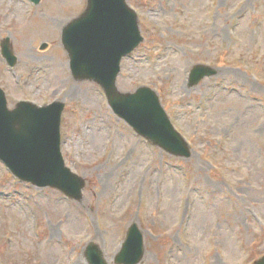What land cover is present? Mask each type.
<instances>
[{
	"label": "rangeland",
	"instance_id": "rangeland-1",
	"mask_svg": "<svg viewBox=\"0 0 264 264\" xmlns=\"http://www.w3.org/2000/svg\"><path fill=\"white\" fill-rule=\"evenodd\" d=\"M128 3L143 41L123 58L117 86L155 90L191 155L152 146L97 82L71 76L60 34L86 0H0V45L10 37L19 59L11 69L0 52L8 104L63 102L62 154L86 181L75 201L16 179L0 161V264H91V246L116 264L132 223L145 235L139 264L264 256V0ZM199 64L219 74L191 88Z\"/></svg>",
	"mask_w": 264,
	"mask_h": 264
},
{
	"label": "water",
	"instance_id": "water-1",
	"mask_svg": "<svg viewBox=\"0 0 264 264\" xmlns=\"http://www.w3.org/2000/svg\"><path fill=\"white\" fill-rule=\"evenodd\" d=\"M32 2L39 4L41 0ZM142 41L138 16L126 0H88L87 10L69 23L63 34L76 79L95 80L105 89L115 113L137 134L175 156L188 158L191 149L174 129L155 91L142 87L135 93L122 94L116 87L122 58ZM2 55L11 67L16 64L10 38L2 43ZM216 73L198 65L191 71L189 85L194 87ZM63 108L60 102L45 107L22 102L10 110L0 88V160L20 180L59 189L80 201L86 182L66 167L61 153ZM94 247L89 249L92 264H107L102 252ZM144 252V235L134 223L116 263L138 264ZM255 264H264V257Z\"/></svg>",
	"mask_w": 264,
	"mask_h": 264
},
{
	"label": "bare ground",
	"instance_id": "bare-ground-1",
	"mask_svg": "<svg viewBox=\"0 0 264 264\" xmlns=\"http://www.w3.org/2000/svg\"><path fill=\"white\" fill-rule=\"evenodd\" d=\"M109 261V260H108Z\"/></svg>",
	"mask_w": 264,
	"mask_h": 264
}]
</instances>
